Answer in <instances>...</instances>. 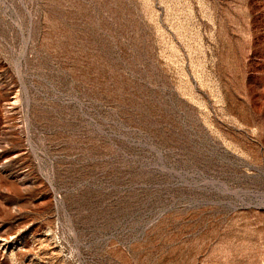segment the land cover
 I'll return each mask as SVG.
<instances>
[{
	"label": "rangeland",
	"instance_id": "1",
	"mask_svg": "<svg viewBox=\"0 0 264 264\" xmlns=\"http://www.w3.org/2000/svg\"><path fill=\"white\" fill-rule=\"evenodd\" d=\"M0 264H264V0H0Z\"/></svg>",
	"mask_w": 264,
	"mask_h": 264
}]
</instances>
